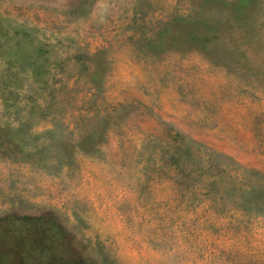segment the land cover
<instances>
[{
  "label": "rangeland",
  "instance_id": "1",
  "mask_svg": "<svg viewBox=\"0 0 264 264\" xmlns=\"http://www.w3.org/2000/svg\"><path fill=\"white\" fill-rule=\"evenodd\" d=\"M0 264H264V0H0Z\"/></svg>",
  "mask_w": 264,
  "mask_h": 264
},
{
  "label": "trees",
  "instance_id": "2",
  "mask_svg": "<svg viewBox=\"0 0 264 264\" xmlns=\"http://www.w3.org/2000/svg\"><path fill=\"white\" fill-rule=\"evenodd\" d=\"M240 1H243V0H240Z\"/></svg>",
  "mask_w": 264,
  "mask_h": 264
}]
</instances>
